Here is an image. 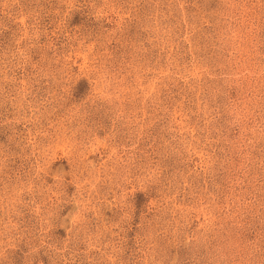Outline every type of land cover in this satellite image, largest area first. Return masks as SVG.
I'll list each match as a JSON object with an SVG mask.
<instances>
[{
  "label": "rangeland",
  "instance_id": "rangeland-1",
  "mask_svg": "<svg viewBox=\"0 0 264 264\" xmlns=\"http://www.w3.org/2000/svg\"><path fill=\"white\" fill-rule=\"evenodd\" d=\"M0 264H264V0H0Z\"/></svg>",
  "mask_w": 264,
  "mask_h": 264
}]
</instances>
